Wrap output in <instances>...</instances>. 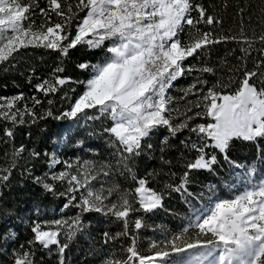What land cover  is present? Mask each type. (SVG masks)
I'll return each mask as SVG.
<instances>
[{"label": "snow or ice", "instance_id": "6c2138e0", "mask_svg": "<svg viewBox=\"0 0 264 264\" xmlns=\"http://www.w3.org/2000/svg\"><path fill=\"white\" fill-rule=\"evenodd\" d=\"M36 10L42 17L39 25L33 19ZM244 11L240 9L241 14ZM80 13L85 14L80 16ZM193 13L197 15L194 17ZM53 16L56 21L52 20ZM221 23L197 0H75V3L72 0H45L43 7L40 0H0V63L8 61L20 48L29 46L53 50L62 58L78 45L103 50L100 62L77 65L81 70L91 69L86 81H72L70 76H61L65 69L58 65L50 78L34 87L47 97L69 83L83 84V93L74 99L67 111L54 118L75 119L83 114L89 120H110V126L103 128V133L109 137L108 146L114 149L115 164L101 162L97 169L93 161H84L78 166L65 161V170L50 171L42 176L33 175L31 168L24 169L33 183L46 192L67 197L65 209L76 207L81 212L100 213L110 220L122 222L123 231L114 234L106 231L103 236L105 244L127 238L130 243L121 246L126 258L118 259L112 254L105 257L102 264H264V176L253 182L257 171L254 167L246 173L242 192L201 209L194 222L190 219L188 227L171 238L166 236L160 243L153 241L151 255L140 253L138 235L129 231L131 213H151L162 207V193L148 187V179L138 177L130 163L146 150H153L154 145L148 141L159 129H165L167 133L158 145L164 163L171 161L164 160L163 153L174 147L172 140L179 139L184 133L187 135L179 139V144L189 153H195L185 164L181 183L176 187L167 185L177 192L188 183L192 170L212 171L219 162L218 155L230 165L241 167L229 157L237 140L254 143L258 158L264 162V147L260 144L264 140V71H260L264 69V60L257 63L254 71L245 66L242 79L237 82L229 78L230 84L217 81L209 86L207 80L197 76L183 90L181 97L194 96L195 99L188 101L183 111L170 107L172 98L167 93L178 78L194 72L215 75V68L211 66H186L184 62L188 58L198 56L208 45L228 40L247 44L241 51L250 54L255 40L243 34V20L239 39L236 36L217 38L211 31L199 28L201 24L211 28ZM185 25L198 35L194 36L190 31V38L182 42L180 34ZM258 40L264 45V33ZM258 51L264 54V48ZM231 84L236 86L228 91ZM24 98L23 93L0 96V121L10 125L3 128V136L7 138L5 143L14 140L16 126L25 123V115L32 117V123L53 117L51 108L37 116L34 107L42 101L36 96L31 97L33 107L25 105L21 111L17 102ZM47 103L51 105L53 101L49 99ZM91 109L99 115H88L86 110ZM24 151L22 144L14 147L10 165L0 167V186L7 185ZM29 154L33 158L41 155L35 150ZM60 163L53 155L49 169ZM74 167L75 174L71 171ZM116 173L130 178L135 187L122 189L115 181L109 183L108 178ZM101 176L105 179L101 180ZM93 182L99 183V187ZM57 183L67 187L57 192ZM133 223L137 233L146 226L142 218H136ZM65 227L68 231L64 235L67 240H72L83 225L79 217L71 222H33V238L28 244L39 245L49 252L55 245L58 264H65L68 243H61L59 239ZM191 228L197 230L195 239L188 236ZM0 236L15 240L17 234L9 227ZM185 252L192 254L189 259L169 260L171 253ZM34 255L31 250L14 249L12 264H34Z\"/></svg>", "mask_w": 264, "mask_h": 264}, {"label": "trees", "instance_id": "16d2710c", "mask_svg": "<svg viewBox=\"0 0 264 264\" xmlns=\"http://www.w3.org/2000/svg\"><path fill=\"white\" fill-rule=\"evenodd\" d=\"M72 2L75 3V0ZM197 2L204 4L210 14L222 21L221 24L211 28L201 24L199 28L202 31H211L217 38L236 36L239 39L241 20H243V34L254 39L255 43L249 55L241 51V48H246L247 44L228 40L208 45L198 56L188 58L184 62L186 66L189 64L195 67L211 66L215 68V75L194 72L173 82L174 86L167 93L172 98L170 107L181 111L186 108L188 101L195 99L194 96L184 99L181 97L184 94L183 90L192 84L197 76L207 80L209 86L217 81L230 84L229 78L237 82L242 79L245 66L247 70L254 71L257 70V63L264 60V54L258 51L264 48L258 40V37L264 33V0H197ZM40 5L45 6V0H40ZM241 8L245 10L243 14L240 13ZM84 14L80 13V16ZM192 15L195 17L197 14ZM33 19L37 25L40 24L42 17L38 10ZM52 20L56 21L57 18L53 16ZM190 31L192 35H198L185 25L184 31L180 34L182 42L190 38ZM102 59V49H90L87 45H78L63 58L53 50L29 46L20 48L8 61L0 63V96L12 97L23 93L25 98L17 102V107L21 111L25 105L32 108L31 97L36 96L42 101L40 105L34 107L38 117L44 115L49 108L53 112V117L37 119L35 123L31 122V116L25 115V123L16 126L14 140L9 143L4 142L7 138L3 136V128L10 125L0 121V167L7 168L10 165L14 147L18 148L22 144L26 149L18 158V166L13 170L7 185L0 186V233L6 232L10 227L17 234L15 240H5L3 236H0V248L3 249L0 252V264H12L14 249L21 252L33 251L34 264H58L55 245L51 246L52 251L49 252L48 249H42L39 245L28 244V241L33 238L31 227L33 222L54 220L71 222L76 217H79L83 225L82 230L78 231L72 240H67L64 233L68 231V228L65 227L61 230L59 237L61 243H68L64 254L65 264H102L103 259L112 254L118 259L126 258L127 254L121 250V246L130 243L127 238L121 237L118 241L105 244L103 236L106 231L110 234L123 231L122 222L110 220L100 213L81 212L76 207L65 209L63 206L67 202V197L46 192L41 186L34 184L24 171L25 168H31L33 175L40 176L50 171L60 172L65 170L63 163L65 161L75 166L84 161H93L97 169L101 162L115 164V158L112 155L114 149L108 146L109 137L103 133V128L110 126V120L104 118L89 120L83 114L75 119L54 118L63 111H67L74 99L83 93V84L69 83L60 88L57 93L47 97L37 92L34 87L43 79L50 78L53 69L58 65L65 69L61 76H70L72 81H86L90 77L91 69L81 70L77 65L84 62L95 64ZM235 86L231 84L228 91H232ZM49 99L53 101L51 105L47 103ZM86 112L88 115H99L95 109L86 110ZM166 134L165 129H159L158 134L153 135L148 141L154 145L153 150H146L144 154L130 162L137 176L146 177L149 181L148 187L163 195L162 207L151 213L141 211L130 214L129 231L138 235L137 246L142 255L152 254L150 245L153 241L160 243L166 236L171 238L173 234H178L188 227L189 220L194 221L195 215L201 209H206L219 200L232 199L242 192L244 187L238 189L232 187L233 177L237 172H243L246 176L245 169L256 168L253 182L264 176V162L258 158L259 153L254 143L237 140L229 151V157L241 167L230 165L222 155H218L219 162L213 166L212 171L192 170L184 188L179 192L174 191L167 185L176 187L181 183V176L186 170L185 164L194 158L195 153H189L179 144V139H184L187 135L184 133L179 139L172 140L174 147L163 153L164 160L171 161L170 164L164 163L161 160L162 153L158 145L160 139ZM260 144L264 147V140L260 141ZM32 150L39 152L40 157L30 156L29 153ZM45 153L48 155L46 156ZM53 155L62 163L49 169V162ZM71 171L75 174L76 167ZM100 179L105 178L101 176ZM108 181L119 183L122 189L135 187L130 178L126 179L119 173L108 178ZM93 183L97 188L99 187V183ZM66 187V184H56L57 192L64 191ZM136 218H142L146 225L138 233L133 223ZM196 232V229L191 228L188 236L195 239ZM21 245L24 247L21 248ZM161 247H163L162 243Z\"/></svg>", "mask_w": 264, "mask_h": 264}, {"label": "rangeland", "instance_id": "374dc122", "mask_svg": "<svg viewBox=\"0 0 264 264\" xmlns=\"http://www.w3.org/2000/svg\"><path fill=\"white\" fill-rule=\"evenodd\" d=\"M84 90H85V87H84ZM249 169H245V172L247 173ZM246 179V176L244 175L243 172H237L235 174V176L233 177V185L232 187L234 189H238V188H242L244 187L245 188V185H244V180ZM257 182V181H255ZM234 198V197H233ZM217 202V201H216ZM215 202H213L209 207L207 208H210L211 206L214 205ZM206 208V209H207ZM195 221V220H194ZM193 221V222H194ZM192 254L191 253H188V252H185V253H181V254H176V253H172L171 256H173V258L170 256L169 259L170 261H179V260H187L190 258ZM206 264V262H205Z\"/></svg>", "mask_w": 264, "mask_h": 264}]
</instances>
